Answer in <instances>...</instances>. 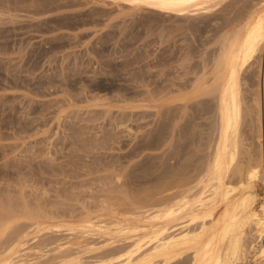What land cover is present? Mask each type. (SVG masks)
<instances>
[{"label": "rangeland", "instance_id": "1", "mask_svg": "<svg viewBox=\"0 0 264 264\" xmlns=\"http://www.w3.org/2000/svg\"><path fill=\"white\" fill-rule=\"evenodd\" d=\"M222 1L204 13L168 14L124 0H0V264L110 257L128 242L112 220L152 214L168 196L197 191L219 111L215 91L190 96L193 82H212L220 37L264 7ZM249 63L226 181L260 165L258 207L264 42ZM253 239L239 264H264ZM183 255L170 264H189L190 252Z\"/></svg>", "mask_w": 264, "mask_h": 264}, {"label": "bare ground", "instance_id": "2", "mask_svg": "<svg viewBox=\"0 0 264 264\" xmlns=\"http://www.w3.org/2000/svg\"><path fill=\"white\" fill-rule=\"evenodd\" d=\"M124 1L136 8L146 7L168 12V14L169 12L195 14L210 11L222 0ZM238 28V30L234 29L235 32L225 33L220 37L222 41L213 64V80L209 78L212 82L208 83V80L206 82L205 76L203 79L199 77L196 83L193 82V88L190 91V96L194 97L208 95V93L214 94L213 91H215L216 100H218V106H216L219 111V125L216 129V146L212 158L209 157L208 164L204 166L206 168H203L205 170L203 175L199 180L196 179L197 184L201 183L200 187H194L198 189L191 194L189 188L180 192L175 190L177 193L163 200L165 204L163 206L160 204L161 207L154 212L153 209L152 214L147 213L148 209L144 213V215L147 214L145 216H132L131 220H119L120 222H115L118 219L112 220L113 224H117L119 235L128 241L127 244L112 251L110 257L95 258L84 264H155V262L170 264L182 258L181 256L187 252H190L189 264H239L246 258L248 250L245 241L249 236L254 238L250 241L251 250H258L257 254L260 258L264 255L262 243L264 202L256 206L259 196L255 190L256 182L261 177V166L256 165L248 169L246 176L241 177L236 184H230V186L228 184L230 181L227 182L228 179L226 181L231 169L236 167V156H238L236 154L238 151L233 148L237 145L235 137L240 134L238 131L243 116L241 107L243 102L240 94L242 93L240 92L241 72L249 62L251 63L256 52L261 50L264 42V7L253 10L249 18ZM238 149L239 146L236 147V150ZM192 189L193 187L190 188ZM109 222L112 225L110 219ZM173 222L175 223L172 224ZM95 224L100 227L101 223ZM179 224L182 226L177 227ZM36 225L41 226V224ZM78 226L80 225L76 227ZM101 229L104 230L105 227Z\"/></svg>", "mask_w": 264, "mask_h": 264}]
</instances>
